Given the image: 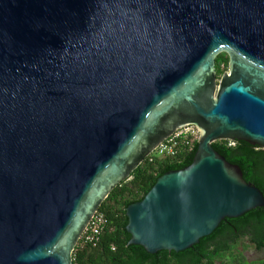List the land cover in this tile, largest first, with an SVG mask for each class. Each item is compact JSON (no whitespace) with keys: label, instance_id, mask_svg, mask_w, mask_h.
<instances>
[{"label":"water","instance_id":"95a60500","mask_svg":"<svg viewBox=\"0 0 264 264\" xmlns=\"http://www.w3.org/2000/svg\"><path fill=\"white\" fill-rule=\"evenodd\" d=\"M190 125L192 163L125 211L151 255L264 208L212 148L264 149V0H0V264H73L109 194Z\"/></svg>","mask_w":264,"mask_h":264},{"label":"trees","instance_id":"16d2710c","mask_svg":"<svg viewBox=\"0 0 264 264\" xmlns=\"http://www.w3.org/2000/svg\"><path fill=\"white\" fill-rule=\"evenodd\" d=\"M228 62L225 53L216 57L218 77L227 72ZM197 147L196 142L191 152L175 158L153 163L145 160L129 179L117 186L98 210L106 221L99 244L94 248L78 245L73 252V264H228L231 258H236L237 264H264V261L248 262L241 253L235 256L237 246L244 239L255 250L264 248V208H256L236 219H225L210 236L183 252L160 251L151 255L140 246L128 245L126 208L142 201L167 172L188 167ZM212 148L228 163L238 166L243 179L260 190L264 197V149L244 141H217Z\"/></svg>","mask_w":264,"mask_h":264},{"label":"built area","instance_id":"2783aa9c","mask_svg":"<svg viewBox=\"0 0 264 264\" xmlns=\"http://www.w3.org/2000/svg\"><path fill=\"white\" fill-rule=\"evenodd\" d=\"M199 132L193 125L176 131L167 140L161 143L148 157L149 163L168 158H175L181 154L192 151L198 141ZM232 145V144H231ZM106 221L104 215L99 211L95 213L89 225L80 237L77 244L80 247H96L100 242L101 234L105 228Z\"/></svg>","mask_w":264,"mask_h":264},{"label":"rangeland","instance_id":"374dc122","mask_svg":"<svg viewBox=\"0 0 264 264\" xmlns=\"http://www.w3.org/2000/svg\"><path fill=\"white\" fill-rule=\"evenodd\" d=\"M221 76L217 77L218 81L220 80ZM243 245H245L246 248H244ZM238 253H241L242 257L246 261L251 263H259L261 261H264V248L260 251L255 250L253 247L249 245L246 239L242 240V242L237 246V252H235V256L238 255ZM227 263L237 264L236 258H231L227 260Z\"/></svg>","mask_w":264,"mask_h":264}]
</instances>
